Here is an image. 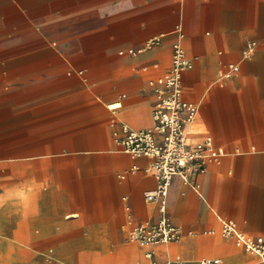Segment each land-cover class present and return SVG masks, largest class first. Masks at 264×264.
Returning a JSON list of instances; mask_svg holds the SVG:
<instances>
[{
    "label": "crops",
    "instance_id": "crops-1",
    "mask_svg": "<svg viewBox=\"0 0 264 264\" xmlns=\"http://www.w3.org/2000/svg\"><path fill=\"white\" fill-rule=\"evenodd\" d=\"M177 28L192 61L184 94L199 105L188 132L223 153L196 185L173 178L179 240L115 248L127 203L142 222L159 217L144 199L157 185L152 159L125 153L114 131L152 126L149 81L170 68ZM39 164L90 181L96 214L82 215L77 193ZM222 219L264 236V0H0V264H94L112 250L122 264H146L148 250L159 261L264 264L221 234Z\"/></svg>",
    "mask_w": 264,
    "mask_h": 264
},
{
    "label": "built area",
    "instance_id": "built-area-1",
    "mask_svg": "<svg viewBox=\"0 0 264 264\" xmlns=\"http://www.w3.org/2000/svg\"><path fill=\"white\" fill-rule=\"evenodd\" d=\"M178 39L173 44L170 68L162 75L151 79L149 85L155 93L152 110L153 124L141 130L122 124V132L115 130L114 137L121 149L132 157L146 156L152 159L145 168L151 172L157 185L144 192V199L156 203L159 217L144 221L131 231V239L141 246H153L176 241L181 238V229L168 216V197L173 178L179 175L192 186L197 184L199 174L205 169L207 159L220 156L223 151L216 147L211 135L193 140L186 128L192 124L199 112V105L185 97L182 71L192 67L182 44L183 34L177 30ZM251 46L247 52H250ZM238 70L231 65L230 72ZM222 235L236 239V244L264 259V237L252 235L238 229L234 221L222 220ZM146 264H222L218 257L199 260L166 259L159 261L154 251L145 253Z\"/></svg>",
    "mask_w": 264,
    "mask_h": 264
},
{
    "label": "rangeland",
    "instance_id": "rangeland-1",
    "mask_svg": "<svg viewBox=\"0 0 264 264\" xmlns=\"http://www.w3.org/2000/svg\"><path fill=\"white\" fill-rule=\"evenodd\" d=\"M107 22L108 21L105 20V21H102L101 24L104 25ZM178 29L179 28L176 29V33H177ZM56 39L57 38L55 37V43H56ZM124 39H125V37L118 36L119 43L124 41ZM57 43H58V41H57ZM157 43H158V38L153 40V41L150 40L149 43H148L149 45L147 47H152V46H154ZM120 49H123L120 52L128 53L130 55H135L138 52H140V49H137L135 46H133V47H131L129 49H127V47H120L119 46L118 50H120ZM171 62H172V60H171ZM229 66H231V64ZM218 71H219L218 74L215 76V78H213L211 84L220 83L224 79L223 76H221V74L223 72L222 69L220 68ZM152 98L153 99L155 98V93H154L153 89H152ZM153 107H154V103H153L152 106L150 104V116H151ZM189 135H192V134L189 133ZM35 166H36L37 171H39V172H42V171L45 172L47 167L50 166V168H51L50 172H52L54 176L61 177V179L63 178L64 187L69 192H72V193L76 192L78 197L80 198L81 202L83 204H85L87 209H89V211L87 210L86 212H82L81 213L82 215H85L87 218H91L94 214H96L94 212L95 206H94L93 200H94L95 197L99 198L100 197V193L98 192V193H96V196L94 195L95 191L91 187L90 181H88V180L84 181V180L81 179L79 182H77L74 178H71V176H68L70 171H69V165H66V164H64V165H62V164H53V165H48V166L45 165V164H39V165H35ZM20 170L24 171V168L21 167ZM41 198H42V200L44 202L45 199H46L45 194H43V196H41ZM57 198H59V196H57L55 194L54 195L55 201H56ZM125 209H126V212H127V220H126V222H124V224H121L119 226V229L117 231L116 241H115V243H113L115 248H119L122 245L127 244L129 242L130 243H135L137 246H140V244L137 241L131 239V235L130 234H131V231L135 228V226H137L138 224H140L142 222V219H139V218L136 217V215L134 214L132 205L127 203L125 205ZM219 229H220V227H219ZM220 231H221V234H222V228L220 229ZM233 240L236 243L235 237L233 238ZM88 244L90 246H93V245H97L98 243H93V241H90ZM254 255L256 256L254 258H256L258 260L259 259L261 260V258L258 255H256V254H254ZM124 261H125V257L116 256L115 251L112 250V251H108L107 253L101 254L99 256V258L94 261V264H122Z\"/></svg>",
    "mask_w": 264,
    "mask_h": 264
},
{
    "label": "bare ground",
    "instance_id": "bare-ground-1",
    "mask_svg": "<svg viewBox=\"0 0 264 264\" xmlns=\"http://www.w3.org/2000/svg\"><path fill=\"white\" fill-rule=\"evenodd\" d=\"M177 33H178V32H177ZM181 33L183 34L182 30H181ZM183 37H184V34H183ZM187 70H188V69H184V70L182 71V81H183V75H184V73H185ZM186 130H187V132H188V128H186ZM132 158H136V157H132ZM208 159H210V158H208ZM208 159H207V160H208ZM213 159H215V160H219V159H220V156L213 157ZM134 167H135V166H134ZM134 167H133V168H134ZM121 177L124 178L125 176H124V175H121ZM222 220H223V219H222ZM230 220L234 221L235 224L238 225L237 222H236L235 220H233V219H230ZM168 243H171V242H168ZM168 243H161V244H168ZM158 245H159V244H158ZM262 261H264V259H262Z\"/></svg>",
    "mask_w": 264,
    "mask_h": 264
}]
</instances>
